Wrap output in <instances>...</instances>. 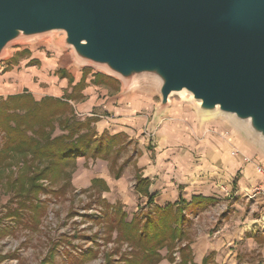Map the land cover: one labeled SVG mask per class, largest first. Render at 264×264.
<instances>
[{
  "label": "rangeland",
  "instance_id": "obj_1",
  "mask_svg": "<svg viewBox=\"0 0 264 264\" xmlns=\"http://www.w3.org/2000/svg\"><path fill=\"white\" fill-rule=\"evenodd\" d=\"M63 39L64 32L53 31L8 44L6 52L0 56V99L26 91L37 101L47 96L66 100L71 88L83 80L84 89L87 86L100 89L97 97L101 100L106 98V101H114V104L121 107L125 105L126 109L137 103L140 110L133 116H146L147 121L137 129L121 122L112 123L113 127L110 126V130L104 131L109 136L117 137L114 149L109 155L78 156L73 164L64 165L63 169L47 173L48 176H39L34 181L36 172L30 171L27 166L32 161L29 156H14L9 159L8 165L1 166L0 264H127L126 260L138 254L136 252L139 250L123 240L117 241L119 234L114 223L117 217L114 218L113 214L117 210H124L126 221L137 217L143 222L147 214L154 213L156 206L144 203V198L137 195L131 197L135 200L133 208L118 202L109 204L104 194L106 191L99 190L98 183H93L94 179L90 180V184L88 175L97 174V178H101L108 172L111 177L112 173L115 176L121 174L120 180L125 193L130 191L133 194L132 187L135 186L136 177L143 176L141 169L136 167V162L144 153L150 157L158 149L157 135L151 133L156 126L155 131L160 130L166 122L185 124L184 135L179 134L180 137H191L195 143L214 135L229 138L230 133L257 148L264 149V142L253 137L245 123H237L228 115H206L198 109L196 101L186 91L171 94L167 105L159 110L161 96L156 79L140 76L132 83H127L120 76L110 75L98 65L78 62L72 49L65 45ZM63 73H66L65 77L62 76ZM95 73L108 75L116 82L108 85L95 84ZM70 103L75 104L76 108L84 107L87 99L84 95L82 99ZM22 112L19 110V113ZM98 112L103 116L109 115L104 109ZM74 114L76 120L95 118L96 121L91 123L94 127L97 120L101 119L85 113L81 115L75 110ZM147 128L149 131H146ZM63 132L57 128L54 134ZM4 141V133L0 132V148ZM183 147L181 145L176 149ZM42 166L34 162L30 168ZM81 178L83 185L77 183ZM115 186L122 185L118 183ZM260 187L264 188L260 185L253 186L245 197L254 202L257 198L253 216L256 217L257 231L264 232V223L261 220L262 198L256 193V189ZM193 198L190 207L180 204L184 208L181 224L184 237L175 241L170 249L175 261H179L180 248L185 245L190 248L189 243L192 240L189 238L198 233L200 225L203 224L201 222L207 215L208 206L217 203L210 198L211 202H202L204 205L195 206ZM224 198L227 199L223 197L217 201H224ZM251 203L249 202L248 206ZM229 204L222 202L218 207L222 213L214 214L216 218L211 221L213 231L221 224L220 219L223 212L229 210ZM174 209L178 211L179 207L174 206ZM200 211L201 214H198ZM169 253L166 248L160 249L162 259L170 262Z\"/></svg>",
  "mask_w": 264,
  "mask_h": 264
},
{
  "label": "water",
  "instance_id": "obj_2",
  "mask_svg": "<svg viewBox=\"0 0 264 264\" xmlns=\"http://www.w3.org/2000/svg\"><path fill=\"white\" fill-rule=\"evenodd\" d=\"M53 31L78 62L156 79L159 110L186 91L264 142V0H0V56Z\"/></svg>",
  "mask_w": 264,
  "mask_h": 264
},
{
  "label": "crops",
  "instance_id": "obj_3",
  "mask_svg": "<svg viewBox=\"0 0 264 264\" xmlns=\"http://www.w3.org/2000/svg\"><path fill=\"white\" fill-rule=\"evenodd\" d=\"M97 92L100 89L87 86L82 92L87 99L84 107L77 104L80 107L76 108L75 104H70L76 113L101 118L95 123L98 134L110 130L114 122L130 125L134 129L146 123V116H133L140 110L137 103L126 109L125 105L121 107L114 104V101H106V98L99 99ZM100 109L109 115H100ZM184 125L166 122L158 131H155L157 126L155 130L153 128L150 133L157 135L158 149L150 157L145 153L140 156L136 167L143 173L140 177L149 180L148 192L153 195L152 204H155V209L178 202L190 207V201L196 196L213 198L217 202L208 206L198 233L189 238L192 240L190 248L183 254L185 264H264V232L257 231L256 217L253 216L254 203L257 204L258 200L256 198L254 202L245 197L253 186L264 187V174L258 170L259 166L264 167V149L254 147L232 133L229 138L214 135L195 143L191 137H180L179 134L184 135ZM181 145L184 149H176ZM120 175L112 173L111 177L108 172L97 178V174H91L88 175V181L94 179L103 182L104 188L98 183V189L106 191L104 194L109 204L118 202L133 208L135 200L131 197L135 195L144 198V203L148 201L147 196L137 192L134 187L133 194L130 191L131 194L127 191L125 193ZM77 183L83 185V178ZM114 183L122 186L116 187ZM223 197L227 199L217 201ZM222 202L230 203L229 210L223 212L221 224L213 231L211 221L216 218L215 213H222L218 209ZM249 202L252 203L248 206ZM179 261L174 259L172 263ZM158 264H171V261L162 259Z\"/></svg>",
  "mask_w": 264,
  "mask_h": 264
},
{
  "label": "trees",
  "instance_id": "obj_4",
  "mask_svg": "<svg viewBox=\"0 0 264 264\" xmlns=\"http://www.w3.org/2000/svg\"><path fill=\"white\" fill-rule=\"evenodd\" d=\"M63 71H61L62 73ZM63 77L66 73H63ZM95 84H111L116 80L108 75L95 73ZM84 81L76 83L66 100L60 97L47 96L39 101L35 100L28 92L10 94L0 99V132L4 133L5 141L0 148V167L9 164V159L14 156L32 160L27 164L30 171L36 172L33 181L39 176L54 173L63 169L65 165L73 164L78 156L106 157L114 149L117 140L115 135L109 136L102 132L98 134L91 123L95 118L76 120L74 108L70 101L82 99L84 95ZM19 110L23 111L19 113ZM59 128L63 133L54 134ZM36 162L41 168L31 167ZM93 183L102 184L100 180ZM35 185L33 187L35 188ZM149 183L145 178L136 177L134 189L147 196L148 204L152 203L153 195L148 192ZM37 187V186H36ZM194 205H204L202 202H211L210 198L195 197ZM181 201V200H179ZM178 202L168 204L165 207H157L153 212L145 216L143 222L137 217L126 221V213L115 211L118 239L134 245L136 252L134 257L126 260L127 264H157L161 259L160 249L166 248L171 262L174 258L170 251L175 241L184 237L181 228L183 222V206ZM180 205V206H179ZM108 207V205L106 204ZM174 206L179 207L175 210ZM181 210V211H180ZM118 213L119 216H116ZM154 214V215H153ZM188 247L179 249L181 260L176 264H185L183 254ZM208 259V257H207ZM205 259L204 261L206 262Z\"/></svg>",
  "mask_w": 264,
  "mask_h": 264
},
{
  "label": "built area",
  "instance_id": "obj_5",
  "mask_svg": "<svg viewBox=\"0 0 264 264\" xmlns=\"http://www.w3.org/2000/svg\"><path fill=\"white\" fill-rule=\"evenodd\" d=\"M258 170L261 172V173H263L264 174V167H262V166H259L258 167ZM256 193L257 194H259L260 196L259 197H261L262 198V200H261V210H262V215H261V220L263 221V223H264V188H258V189H256Z\"/></svg>",
  "mask_w": 264,
  "mask_h": 264
},
{
  "label": "bare ground",
  "instance_id": "obj_6",
  "mask_svg": "<svg viewBox=\"0 0 264 264\" xmlns=\"http://www.w3.org/2000/svg\"><path fill=\"white\" fill-rule=\"evenodd\" d=\"M6 50H7V49L5 48L4 51H3V54L6 52ZM103 68L106 69L105 67H103ZM106 70H107V69H106ZM135 80H136V79L132 80L131 83H132L133 81H135ZM135 83H136V82H135ZM135 83H134V84H135ZM182 92H184V91H182ZM182 92H179V93H182ZM171 94H172V93H171ZM196 103L199 104L198 101H196Z\"/></svg>",
  "mask_w": 264,
  "mask_h": 264
}]
</instances>
